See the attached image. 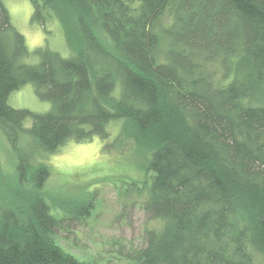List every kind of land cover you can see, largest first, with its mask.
<instances>
[{
    "label": "trees",
    "instance_id": "obj_1",
    "mask_svg": "<svg viewBox=\"0 0 264 264\" xmlns=\"http://www.w3.org/2000/svg\"><path fill=\"white\" fill-rule=\"evenodd\" d=\"M29 2L49 40L58 22L67 52L28 50L0 0V135L12 155L11 172L0 167V264H102L56 242L88 205L47 202L43 157L108 140L114 120L105 150L134 146L151 172L121 195L143 192L141 208L162 221L117 264H264V0ZM26 83L48 110L8 104Z\"/></svg>",
    "mask_w": 264,
    "mask_h": 264
},
{
    "label": "rangeland",
    "instance_id": "obj_2",
    "mask_svg": "<svg viewBox=\"0 0 264 264\" xmlns=\"http://www.w3.org/2000/svg\"><path fill=\"white\" fill-rule=\"evenodd\" d=\"M2 1L12 24L24 36L28 50L44 46L48 41V45L50 43L61 55L66 54L65 40L55 19L49 24L52 28L49 40L41 25L31 20L29 0ZM29 59L34 62L37 57ZM7 102L12 107L39 113L50 107L48 100L36 96L31 83L10 92ZM29 124L30 119L24 120L25 126ZM120 125L117 120L108 124L112 130L108 140L97 136L82 142L67 140L43 157L50 168L44 184L47 202L54 207H69L72 202L88 205L85 216L69 221L67 229L58 230L55 235L56 242L64 251L82 261L117 264L120 248L139 247L144 231L158 229L162 224L160 219L150 218L141 208L145 197L143 192H133L128 198L121 195L129 182H140L145 176H151V172L146 170L147 154L134 146L123 152L105 150L104 144L113 140ZM126 144L128 146L130 142ZM7 152L8 146L0 135V167L9 173L12 155Z\"/></svg>",
    "mask_w": 264,
    "mask_h": 264
}]
</instances>
